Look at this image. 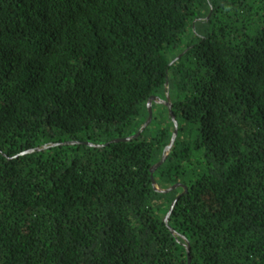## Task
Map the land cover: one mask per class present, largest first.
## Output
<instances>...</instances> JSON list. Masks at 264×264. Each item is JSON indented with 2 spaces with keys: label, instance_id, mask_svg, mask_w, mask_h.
Returning a JSON list of instances; mask_svg holds the SVG:
<instances>
[{
  "label": "trees",
  "instance_id": "16d2710c",
  "mask_svg": "<svg viewBox=\"0 0 264 264\" xmlns=\"http://www.w3.org/2000/svg\"><path fill=\"white\" fill-rule=\"evenodd\" d=\"M166 92L161 192L168 107L115 140ZM185 240L264 264V0H0V264H187Z\"/></svg>",
  "mask_w": 264,
  "mask_h": 264
},
{
  "label": "water",
  "instance_id": "95a60500",
  "mask_svg": "<svg viewBox=\"0 0 264 264\" xmlns=\"http://www.w3.org/2000/svg\"><path fill=\"white\" fill-rule=\"evenodd\" d=\"M153 102H157V103H160V104H164V105H166V106L168 107V109H169V115H170L171 119L174 121V116H173L172 112L170 111V109H171V102H170V99H169L168 92H166V99H165V100H161V99H158V98H155V97H150V98L148 99V101H147L148 117H147V120L145 121V123H144V124L141 126V128H140L135 134H133L132 136H129V137H126V138H122V139H116L115 141H119V140H129V139H131V138H134V137L138 136V135H139V134L145 129V127L150 123V121H151V119H152V103H153ZM174 124H175V128H174L173 135H172V137H171L170 143H169V144L166 146V148L164 149L161 159H160L156 164H154V165L151 167V169H150L152 183H153L155 189L158 190V191H161V192H168V191H171L172 189L177 188L178 186H180L179 184H176V185H173V186L168 187V188H166V189H160V188H158V187L156 186L155 181H154L153 176H152L154 170H155L158 166H160V165L162 164V162L165 160V158H166V156H167V154H168L170 148H171L172 145H173V142H174V140H175L176 133H177V124H176L175 121H174ZM66 143H73V142H66ZM52 145H54V144L43 145V146H41V147H37V148H33V149H31V150H28V151H26V152H31V151L39 150V149L46 148V147H48V146H52ZM184 190H186L185 187H184ZM176 201H177V199H175V200L173 201L172 205L170 206V209H169L168 213H167L166 216L164 217V222H165L166 226H168V227H169L168 218H169V216H170V213H171V211H172V209H173V207H174ZM170 230H171V232L174 233L173 229L170 228ZM185 242H186V249H187V256H188L187 264H190V256H189L190 248H189V243H188L187 240H185Z\"/></svg>",
  "mask_w": 264,
  "mask_h": 264
}]
</instances>
